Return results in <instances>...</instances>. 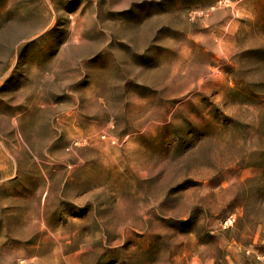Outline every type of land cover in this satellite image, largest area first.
<instances>
[{"label":"rangeland","instance_id":"1","mask_svg":"<svg viewBox=\"0 0 264 264\" xmlns=\"http://www.w3.org/2000/svg\"><path fill=\"white\" fill-rule=\"evenodd\" d=\"M0 264H264V0H0Z\"/></svg>","mask_w":264,"mask_h":264}]
</instances>
